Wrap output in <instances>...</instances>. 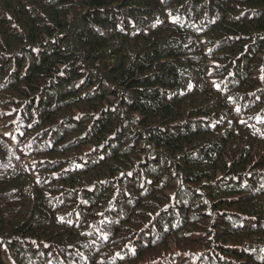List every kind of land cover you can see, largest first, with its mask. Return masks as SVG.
<instances>
[{"label": "trees", "instance_id": "trees-1", "mask_svg": "<svg viewBox=\"0 0 264 264\" xmlns=\"http://www.w3.org/2000/svg\"><path fill=\"white\" fill-rule=\"evenodd\" d=\"M262 68L264 0H0V264H264Z\"/></svg>", "mask_w": 264, "mask_h": 264}, {"label": "snow or ice", "instance_id": "snow-or-ice-1", "mask_svg": "<svg viewBox=\"0 0 264 264\" xmlns=\"http://www.w3.org/2000/svg\"><path fill=\"white\" fill-rule=\"evenodd\" d=\"M262 72H264V68H262ZM261 78L264 79V76H262ZM229 99H231V98H229ZM237 110H238V109H237Z\"/></svg>", "mask_w": 264, "mask_h": 264}]
</instances>
